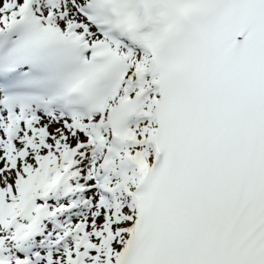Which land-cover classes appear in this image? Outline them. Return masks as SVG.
Returning <instances> with one entry per match:
<instances>
[{
  "label": "snow or ice",
  "instance_id": "1",
  "mask_svg": "<svg viewBox=\"0 0 264 264\" xmlns=\"http://www.w3.org/2000/svg\"><path fill=\"white\" fill-rule=\"evenodd\" d=\"M0 264H264V0H0Z\"/></svg>",
  "mask_w": 264,
  "mask_h": 264
}]
</instances>
